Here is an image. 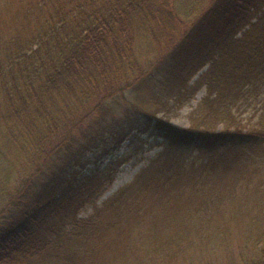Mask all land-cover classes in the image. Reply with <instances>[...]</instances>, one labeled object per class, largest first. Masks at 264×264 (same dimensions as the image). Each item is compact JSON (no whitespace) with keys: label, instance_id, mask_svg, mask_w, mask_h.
I'll return each instance as SVG.
<instances>
[{"label":"trees","instance_id":"trees-1","mask_svg":"<svg viewBox=\"0 0 264 264\" xmlns=\"http://www.w3.org/2000/svg\"><path fill=\"white\" fill-rule=\"evenodd\" d=\"M20 12L0 23V174L7 165L26 168L10 189L1 185L0 264H86L96 252L93 264H117L135 247L120 237L141 206L137 192L181 181L192 206L164 209L148 229L152 244L139 239L147 243L139 259L167 260L183 248L190 264L202 253L211 259L226 235L217 181L240 152L264 151V112L248 126L234 110L249 96L264 99V0H32ZM141 45L157 53L141 59ZM143 84L153 101L127 95ZM201 87L187 126L159 114ZM144 133L172 146L241 151L187 175L151 160L78 216L98 175L77 185V167ZM263 220H250V246L228 264H264Z\"/></svg>","mask_w":264,"mask_h":264},{"label":"rangeland","instance_id":"rangeland-1","mask_svg":"<svg viewBox=\"0 0 264 264\" xmlns=\"http://www.w3.org/2000/svg\"><path fill=\"white\" fill-rule=\"evenodd\" d=\"M31 1L0 0V23L6 22L11 18V14H21V7L31 4ZM138 53H140L141 59H145L154 56L157 50L152 48L146 50L143 45L139 48ZM205 68L201 69L192 78L191 82ZM150 93L151 91L147 85L143 84L138 87L137 91H134V93L128 92L127 95L131 99L137 96V98H150L153 101V95ZM204 93L205 88L201 87L182 106L169 107L168 105L166 110H162L159 114H164L174 124L187 126L189 124L188 113L197 105ZM120 107H118L119 110ZM234 110L244 124L251 125L264 112L263 95H259L257 98L249 96L242 100ZM238 151H241V149L231 146L207 149L172 146L163 141L161 137L150 136L146 133L133 135L130 139L124 140L113 155L105 153L99 158H91L85 165L77 167L75 176L77 185L84 183L85 176L90 177V175L93 176L95 173L98 176H96V183L93 186V193L85 195V200L77 206L75 213L78 216H87L92 213L94 205L101 204L121 187L130 183L138 171L151 160L164 164L166 166L164 170L166 171H169L172 167L185 171V175H187L190 169L202 170L212 164L220 163L223 158L236 154ZM240 156L239 163L236 162L228 168L222 174L221 179L217 181V187H215L217 192H222L221 198L224 204L219 207L220 214L216 213V215L220 216L218 223L226 228V235L222 244L215 250L211 259L208 260L211 264H228V258H231L233 262H239L238 251L240 247L244 246L247 249L250 246V243L248 244L247 242L249 239L244 237L251 233L249 230L250 220H254L256 216H264V151L250 152L244 150L240 152ZM21 170L23 172L19 173L18 168L7 165L2 172L3 175L0 174V189L1 185L10 189L15 183L17 184V179L23 175L26 168L25 170L21 168ZM19 174L21 175L19 176ZM171 184L163 187H149V189L143 187L140 189L139 185L137 186L140 189L137 194L140 197L141 206L139 211L135 212L136 214L132 211L127 215V224L124 223V227L122 224V228L127 225L131 231L128 232V236L120 237V241L124 240V238L131 240L130 242L135 247L133 250L130 248L129 251H125L124 256L116 261L117 264H126L124 261H127V264H147L144 260L139 259V256H142L146 251L147 243L139 242V239L143 240L145 238L147 242L151 241L153 236L151 234L154 231L149 233L150 230L148 229L152 227L153 222L161 220L164 209L171 210L174 207V209L180 211V214H183L192 206L191 204L194 202L192 199L193 195L190 194L185 182L181 181L180 184L176 183L174 185L171 182ZM231 188L235 189V193L230 191ZM176 199L177 202L174 203ZM260 211L263 213L260 214ZM259 225L263 227L264 220L259 222ZM155 230H157L156 232L159 235L158 230H162V227L156 228L155 226ZM142 235L144 237H141ZM160 241L161 238L158 237L156 242L159 243ZM149 243L152 244V242H148V246H150ZM175 254L167 260L159 258L149 261L148 264L189 263L186 259L189 254L188 248H183L181 252H176ZM101 255L102 253L96 252L94 257L86 260V264L95 263L97 260L95 257L100 258ZM198 259L203 262L206 261L208 264V256L206 254H200ZM200 260L197 264H203Z\"/></svg>","mask_w":264,"mask_h":264}]
</instances>
